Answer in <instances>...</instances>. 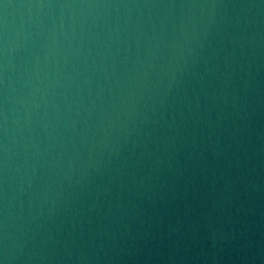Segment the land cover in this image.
I'll use <instances>...</instances> for the list:
<instances>
[{
	"label": "water",
	"instance_id": "1",
	"mask_svg": "<svg viewBox=\"0 0 264 264\" xmlns=\"http://www.w3.org/2000/svg\"><path fill=\"white\" fill-rule=\"evenodd\" d=\"M0 264H264V0H0Z\"/></svg>",
	"mask_w": 264,
	"mask_h": 264
}]
</instances>
